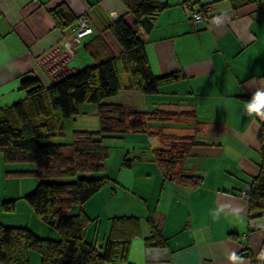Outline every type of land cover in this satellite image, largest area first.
Instances as JSON below:
<instances>
[{
    "label": "crops",
    "instance_id": "0c3cea01",
    "mask_svg": "<svg viewBox=\"0 0 264 264\" xmlns=\"http://www.w3.org/2000/svg\"><path fill=\"white\" fill-rule=\"evenodd\" d=\"M152 1L167 7L154 20L136 25L122 0H0V110L26 98L22 79L37 76L50 84L48 66L62 55L61 42L72 28L58 26L50 13L54 6L65 3L75 18L87 15L93 27L68 61L76 68L95 64L89 50L97 44L117 57L122 54L109 26L124 17L142 37L152 73L181 76L158 94L146 95L128 89L131 76L121 71L119 92H126L125 100L112 103L147 113L165 111L173 118L147 120L143 131L128 133L142 137L140 152L130 167L121 163L117 174L107 172L111 181L86 203L85 212L94 219L86 240L103 249L111 219L135 216L141 219L142 236L132 241L126 261L107 264L263 261L264 214L250 213L240 190L259 173L258 131L264 118L249 117L243 104L256 89H264V0H194L210 7L195 28L184 7L189 0ZM163 136H194L200 142L176 165L172 178L154 155L166 147ZM180 175L200 176L203 182L186 187ZM25 196L15 201L26 202ZM147 221L161 234L163 246L146 245ZM32 256L30 264H41Z\"/></svg>",
    "mask_w": 264,
    "mask_h": 264
},
{
    "label": "trees",
    "instance_id": "16d2710c",
    "mask_svg": "<svg viewBox=\"0 0 264 264\" xmlns=\"http://www.w3.org/2000/svg\"><path fill=\"white\" fill-rule=\"evenodd\" d=\"M138 25L144 18L154 20L167 4L152 0H122ZM234 3L240 0H231ZM206 7L202 6V11ZM50 13L58 26L72 27L75 18L65 3L54 6ZM109 30L122 48L117 57L98 44L89 50L96 60L94 65L76 68L69 66V57L60 55L48 66L50 84L45 86L37 77L21 81L26 98L0 110V156L8 163H33V171L18 172L19 175L33 174L41 182L24 200L36 216L45 224L52 225L58 219L60 238H42L30 228L6 226L0 223V264H30L29 254L34 251L40 256L41 264H107L126 261L131 243L142 236L141 219L135 216L111 219L108 238L103 249L86 240V230L94 221L85 212L86 203L105 187L111 179L106 176H90L103 173L108 158L106 138H123L124 135L144 130L147 120H171L172 113L137 111L121 103L107 102L122 89L121 71L131 76L128 89L146 95H156L163 86L176 82L181 73L172 72L161 76L152 73L142 37L120 17L109 26ZM71 32V29H70ZM70 32L65 37L70 35ZM103 51V52H102ZM123 62V69L120 66ZM248 101L250 98L245 97ZM82 103L96 105L100 128L96 131L76 130L72 143H43L64 135L66 121L79 114ZM178 115V114H176ZM180 116L194 118L193 113ZM166 147L156 149V161L168 176L175 177L176 165L184 160L193 146L199 145L194 136H163ZM259 173L246 184L250 186L248 210L264 214V120L258 131ZM124 166H131L125 156ZM67 178L66 181L45 179ZM181 185L198 187L203 182L200 176L180 175ZM77 206L75 214L65 212ZM6 211L16 209V201H1ZM149 222V221H147ZM150 236L145 238L149 247H161L164 240L149 222ZM247 255H250L249 253Z\"/></svg>",
    "mask_w": 264,
    "mask_h": 264
},
{
    "label": "rangeland",
    "instance_id": "374dc122",
    "mask_svg": "<svg viewBox=\"0 0 264 264\" xmlns=\"http://www.w3.org/2000/svg\"><path fill=\"white\" fill-rule=\"evenodd\" d=\"M91 64V63H90ZM123 90L121 93L112 96L107 99V102H122L125 100ZM124 102V101H123ZM100 128L99 118L97 115L96 105L92 103H82L79 107V114L72 120L66 121L64 127V135L53 139H43V143H65L69 144L73 142L74 132L76 130H90L96 131ZM139 134H126L123 138H106L104 144L108 147V158L105 161V170L103 173H91L90 176L98 177L103 176L107 172H116L118 164H121L125 156L130 161L134 159V155H138L139 143L143 139ZM141 146V145H140ZM144 146V145H142ZM136 149V152L133 150ZM128 153L131 155L129 156ZM107 165V167H106ZM35 165L33 163H8L4 160L2 154L0 156V199L1 201L15 200L23 194L32 193L39 182L40 178L33 175H19L18 172L33 171ZM46 181H66L67 178L58 179H45ZM24 201V200H23ZM25 204L31 209V214L21 206ZM17 209V210H16ZM16 209L14 211H6L3 207H0V223L6 226H21L30 228L36 235L42 238L59 239L60 234L57 230L58 219H53L52 225H47L38 220L36 214L32 208L27 205V202H17ZM79 211L77 206L66 211V214H75ZM40 223L42 226H39ZM32 262H37L40 259L38 253L31 251ZM36 259V260H35Z\"/></svg>",
    "mask_w": 264,
    "mask_h": 264
},
{
    "label": "built area",
    "instance_id": "2783aa9c",
    "mask_svg": "<svg viewBox=\"0 0 264 264\" xmlns=\"http://www.w3.org/2000/svg\"><path fill=\"white\" fill-rule=\"evenodd\" d=\"M185 11L190 17V21L192 25L195 26L203 23L205 21V13L206 10L210 7H207L202 11V6L194 1L189 0L185 3ZM93 33V27L90 25V21L87 15H83L78 18V21L72 26L70 35L65 37L61 46L63 48V53L66 54L70 59H74L77 56L76 48L82 44L84 37ZM250 186H246V188L242 191V196L247 198L249 196ZM255 264H264L263 261H257Z\"/></svg>",
    "mask_w": 264,
    "mask_h": 264
},
{
    "label": "clouds",
    "instance_id": "9594fccd",
    "mask_svg": "<svg viewBox=\"0 0 264 264\" xmlns=\"http://www.w3.org/2000/svg\"><path fill=\"white\" fill-rule=\"evenodd\" d=\"M243 111L249 117L264 118V89H256L251 98L244 102Z\"/></svg>",
    "mask_w": 264,
    "mask_h": 264
}]
</instances>
